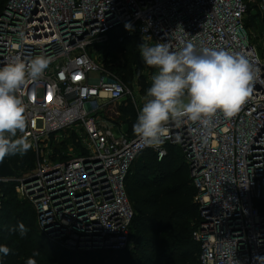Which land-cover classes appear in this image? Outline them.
I'll return each mask as SVG.
<instances>
[{"label": "built area", "instance_id": "built-area-1", "mask_svg": "<svg viewBox=\"0 0 264 264\" xmlns=\"http://www.w3.org/2000/svg\"><path fill=\"white\" fill-rule=\"evenodd\" d=\"M249 3H256L264 20V0H6L0 67L17 56L25 62L45 56L50 64L18 91L28 121L20 135L35 155L33 168L23 174L29 180L0 178V189L17 182L40 231L58 246L120 251L131 246L133 209L124 179L133 161L145 149L160 160L167 145H175L197 190L201 221L192 235L200 243V263L264 264V212L258 205L264 202V24L260 57L256 36L246 31ZM117 27L136 34L142 46L243 53L257 79L232 117L217 112L208 126L186 119L170 123L160 146H145L102 117L109 104L131 95L90 50ZM97 111L104 113L90 116ZM66 139L62 156L53 158L52 147Z\"/></svg>", "mask_w": 264, "mask_h": 264}, {"label": "trees", "instance_id": "trees-1", "mask_svg": "<svg viewBox=\"0 0 264 264\" xmlns=\"http://www.w3.org/2000/svg\"><path fill=\"white\" fill-rule=\"evenodd\" d=\"M5 2L0 0V13ZM256 16L261 17L256 3H249L246 23ZM107 36L106 42L90 50L100 51L104 69L127 86H131L135 75L141 94H146L155 69L148 66V73L142 72L146 64L141 56L140 38L136 34L126 35L118 27ZM115 105L123 119V132L134 136L137 115L130 97ZM109 117L113 120L112 115ZM70 140L56 143L52 157L62 156ZM7 159L17 172L25 174L33 168L35 155L30 148L23 155ZM16 185L15 181L5 182L0 189V244L10 249L7 256L0 254V264H26L29 258L37 264H201L200 243L192 235L201 221L195 199L197 190L175 145H167V154L160 160L151 149H145L133 161L124 179L133 209L129 224L131 246L120 251L66 249L53 243L37 226L33 204L26 198L18 199ZM258 205L264 212V202ZM20 223L27 229L23 236L19 233Z\"/></svg>", "mask_w": 264, "mask_h": 264}, {"label": "clouds", "instance_id": "clouds-1", "mask_svg": "<svg viewBox=\"0 0 264 264\" xmlns=\"http://www.w3.org/2000/svg\"><path fill=\"white\" fill-rule=\"evenodd\" d=\"M125 28L132 30L130 23ZM145 64L153 69L148 99L139 109L133 132L145 146H160L168 125H179L185 119L203 126L221 112L225 118L235 115L246 102L257 79L253 65L243 53L203 48L199 53L193 45L179 52L166 43L141 46ZM45 56H35L25 62L19 56L0 67V160L23 155L31 143L23 134L28 126L19 89L27 80L37 81L49 67ZM27 229L19 224V233ZM10 249L0 244V254ZM26 264H37L29 258Z\"/></svg>", "mask_w": 264, "mask_h": 264}, {"label": "rangeland", "instance_id": "rangeland-1", "mask_svg": "<svg viewBox=\"0 0 264 264\" xmlns=\"http://www.w3.org/2000/svg\"><path fill=\"white\" fill-rule=\"evenodd\" d=\"M261 24H262V27H260ZM263 24H264V20L260 16H256L253 21H250V22L246 23V31H247V33L254 34L256 36L255 43H256L257 51H258L260 57L262 56L263 47H262V45L259 42V38L261 37L262 32H263ZM91 52H93L96 60L99 63L103 64L102 61H101L102 60V57H101L102 55H101L100 51H98L97 49L92 48ZM142 72H143V74H147L148 73V66L145 65L143 67V69H142ZM154 73H155V71H154ZM99 75H100L99 72H92L91 73V78H96L97 79V78H99ZM127 87L129 88V90L131 92V95L127 96V97H130V100L131 101L133 100L136 103V106L140 109L142 107L143 103L148 99V97L146 96V94H141L140 89H139L138 84H137V77L135 75H133L131 86H127ZM103 113H104V111L91 112L90 116H96V115L97 116H101V115H103ZM110 115L113 116V120L110 119V117H109ZM120 116H121V114H120L119 109L117 108V106L114 105V104L113 105L109 104L105 108V113H104V115L102 117H103V119H105V121H111V122L113 121V125L116 127V130H119V129H124V125H123V122H122L123 119ZM38 125L40 126L39 122H38ZM66 130L70 131V129H66ZM75 146H78V143H75ZM15 190H16V187H15ZM16 192H17L18 199H20V200L21 199H25V197L20 195L17 190H16Z\"/></svg>", "mask_w": 264, "mask_h": 264}, {"label": "water", "instance_id": "water-1", "mask_svg": "<svg viewBox=\"0 0 264 264\" xmlns=\"http://www.w3.org/2000/svg\"><path fill=\"white\" fill-rule=\"evenodd\" d=\"M0 178H6V179H20L23 178V174L20 172H17L10 162L8 161L7 157L0 160ZM29 179L23 178V182L27 183Z\"/></svg>", "mask_w": 264, "mask_h": 264}, {"label": "snow or ice", "instance_id": "snow-or-ice-1", "mask_svg": "<svg viewBox=\"0 0 264 264\" xmlns=\"http://www.w3.org/2000/svg\"><path fill=\"white\" fill-rule=\"evenodd\" d=\"M79 77H77V79H78Z\"/></svg>", "mask_w": 264, "mask_h": 264}]
</instances>
